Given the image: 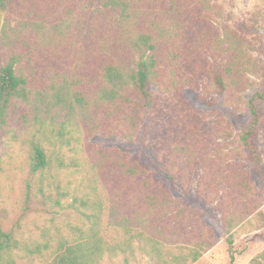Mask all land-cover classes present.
<instances>
[{
    "label": "trees",
    "instance_id": "1",
    "mask_svg": "<svg viewBox=\"0 0 264 264\" xmlns=\"http://www.w3.org/2000/svg\"><path fill=\"white\" fill-rule=\"evenodd\" d=\"M224 18L213 0H0V140L26 108L41 139L31 145L23 216L34 201L52 215L28 237L0 220V264H130L138 254L150 264H195L220 236L234 260V232L264 227V66ZM203 78L247 121L228 143L209 144L190 120L184 139L161 142L164 165L149 160L173 196L131 154L148 155L155 95L196 91ZM55 126L60 146L47 148ZM95 138V147L83 142ZM197 166L199 196L216 205L221 225L200 204H181L191 201ZM65 210L80 223L63 228ZM251 264H264V251Z\"/></svg>",
    "mask_w": 264,
    "mask_h": 264
},
{
    "label": "rangeland",
    "instance_id": "2",
    "mask_svg": "<svg viewBox=\"0 0 264 264\" xmlns=\"http://www.w3.org/2000/svg\"><path fill=\"white\" fill-rule=\"evenodd\" d=\"M224 10V22L244 35L247 41V48L263 67L264 66V0H213ZM87 33V27L85 28ZM199 87L196 91L183 90L181 93L166 92L155 95L154 110L151 116V127L148 132V155L137 152L131 154L133 159L138 160L155 178L156 184L163 187L168 193L175 196L171 182L165 176L159 174L153 167L149 156L156 161L157 150L161 142L167 145L175 143L176 140L185 137L180 136L185 130L188 120L198 124L200 131L205 135L209 144L213 142L228 143L236 136L239 127L247 121L245 114L240 115L236 120L231 116L222 102L212 89V82L208 78L198 80ZM250 94V92H248ZM27 112L26 108L21 110V119L13 126L7 127L2 132L0 140V220L6 229H13L21 225L25 236L37 235L45 225H49L52 217L47 205L42 201H34L25 216L26 184L33 183L34 179L29 175V154L33 142L41 139L37 129H30L35 126L33 119L25 122L22 117ZM263 120L259 128L257 144L262 152L264 170V106L262 108ZM59 126V125H58ZM55 126L51 135V143L46 144L47 148H58L60 146ZM71 123L65 125V130L70 131ZM232 136V138L230 137ZM230 137V138H229ZM85 144L93 147L100 142L99 138L83 140ZM166 148V146H165ZM68 153L66 148H62ZM69 155V153H68ZM157 165H164L158 163ZM203 169L201 166L194 168L189 174L188 192L191 201L181 200V204H200L207 208L206 212L215 218L218 225H221V212L216 205L208 204L205 198L199 196ZM264 213V206L262 207ZM197 218L204 216L199 213ZM202 219V220H203ZM79 214L65 210L61 212L58 222L63 228L69 224H79ZM203 225H210L208 220L202 221ZM259 225H244L234 232V246L232 261L230 246L224 238L214 229L215 236H220V242L195 264H251V261L264 251V227L257 230ZM257 234V235H256ZM18 264H38L37 262L19 261ZM103 264H125L123 259L104 261ZM130 264H150L148 258L137 255Z\"/></svg>",
    "mask_w": 264,
    "mask_h": 264
}]
</instances>
